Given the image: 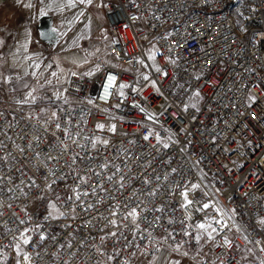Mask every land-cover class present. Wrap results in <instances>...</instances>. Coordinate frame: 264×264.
Instances as JSON below:
<instances>
[{
	"label": "built area",
	"instance_id": "built-area-1",
	"mask_svg": "<svg viewBox=\"0 0 264 264\" xmlns=\"http://www.w3.org/2000/svg\"><path fill=\"white\" fill-rule=\"evenodd\" d=\"M105 5L106 45L103 47L101 42H96L89 47V52L94 54L93 64L99 65L98 73L89 77L82 73L80 67L74 65L62 84L63 91L67 89L64 94L72 101L70 107L76 109L71 113L74 124L80 125V116H83L87 124L81 127L86 134L91 135L95 123H115V135L97 133L103 138L111 139L112 146L103 149L101 154L111 159L117 155L118 149H127L126 152L119 153L115 162L124 161V173H128L130 168L133 175H144L141 170L146 167V162L141 161L147 153H152L148 157L149 160L156 158L153 166L158 169L163 170L164 166L160 161L165 156L174 157L171 166L176 167L182 159L178 148L190 141L188 152L193 162L200 159L199 168L207 173L203 184L209 185V193L219 189L217 195L221 203L227 208H237L240 214L237 219L248 227L254 237L264 239V233L255 227V217L258 214L264 215V207H261L264 205V0H136L135 4L131 0H107ZM170 48L172 51H169ZM153 50L156 53V63L167 71V77L156 73L151 66L145 68L136 62L139 58L151 65L148 54ZM169 57L175 59L176 64L169 63ZM73 72L76 73L75 76L71 75ZM109 74L117 76V83L130 85L124 89V97L114 94L108 101L103 99L102 85ZM142 74H148L151 79L143 81ZM151 80L157 81L159 93L153 88ZM132 88L139 91H132ZM197 90L201 93L198 100L193 98ZM249 96L255 97V101H250ZM89 99L96 101V106L89 105ZM137 103L149 113L155 114L158 122L148 120L145 113L134 107ZM191 103H196L199 111L190 107L189 111L184 112L183 106ZM250 103L251 107L248 106ZM116 104L120 107H115ZM0 108H3L6 115L14 109L12 105L10 109L9 104L0 105ZM26 113L27 111L12 112L18 119ZM7 118L11 119V116ZM27 124L28 121L20 120L14 131L9 130V135L14 138L15 133L21 129L28 134L24 140L17 139L16 142L22 146L31 139L30 129L25 127ZM148 128L154 129L165 138L173 135L180 143L173 148L156 151L150 147V144H155L154 138L150 142L142 139ZM51 130L53 129H50V132ZM122 133L128 135L124 136ZM129 140H135L136 144H129ZM50 144L55 147H49ZM35 146L37 150H42V155H53L54 159L49 163V167L53 168L57 175L69 172L66 168L62 172L60 165L65 161L70 162V156L65 153L63 159L55 158L60 145L50 133L46 139L35 141ZM9 147L18 159H25L16 151L14 145L10 144ZM0 155H3V151H0ZM132 156H135V160H131ZM32 157L33 152L28 150L27 158ZM224 165H227V168ZM24 171L34 176L43 186L42 176L48 174L43 167L37 172L31 164H26ZM151 171L149 168V174ZM76 172L87 174L81 164L76 166ZM76 172L66 175L65 180H57L53 192L47 193V198L52 200H55L54 193L62 198L59 206L65 212H70L71 203L64 202V198L71 194L67 186L73 184ZM12 174L19 176L18 173ZM195 175L199 177V172ZM15 182L19 183V179ZM92 183L95 186V178ZM133 184L138 186L139 181H133ZM37 191L33 190L27 199L17 192L19 198L8 201L5 190V194L0 196V211L4 212V215L0 216V232H3L2 225L5 222L9 227L19 226L14 218L9 220V217L12 212H16L24 218L20 208L27 207L34 217L32 223L35 224L39 220L45 225L43 231L49 236L55 235L59 243L71 239L76 245L82 237H87L88 243H92L90 237H98L101 234L98 229L102 222L94 221L96 227L82 223L95 215V212L85 215L81 211L83 205L77 208L79 219L75 221L45 220L47 200L34 199ZM194 195L201 201L209 199L202 193ZM89 199L94 202L95 197ZM177 199L175 198L166 210L167 215L183 219V213L178 210L176 204ZM8 203H12V209L6 207ZM104 207L101 205L99 211L103 212ZM202 216V213H194V219ZM161 222L169 229L175 227L178 230L180 227L179 224L168 225L166 219ZM65 224H72V228L66 229ZM160 234L159 229L154 232L155 236ZM30 235L34 241L38 240V233ZM10 239L11 235H6L0 239V244L7 245ZM95 242L98 244L99 240ZM236 243L241 249L245 247L243 240L237 239ZM52 245L51 240H46L44 248L47 252L40 249L45 256L43 264H60L53 261L49 255L56 250ZM24 247L31 252L35 245ZM105 247L111 253L113 242L108 241ZM115 247L119 249L120 244ZM184 250H189L188 257L180 253L173 254L195 263L192 257L196 249L186 244ZM4 251L6 256L14 253L11 247L5 248ZM128 251L130 250L123 252L121 260L127 257ZM220 251L215 246L210 247V242L204 244L201 259L206 261V264H211V260L215 259ZM255 251L257 255L249 257L246 264H259V259L264 258V253H259L258 248ZM67 252V249L61 252L62 260L69 259ZM85 254H90V251L84 249L81 257ZM240 255L239 251L230 250L229 256L236 258L232 264H236ZM81 257H78L74 264H82ZM136 257L149 259L147 255L138 254ZM4 259L0 257V261L3 262ZM240 264L245 262L241 261Z\"/></svg>",
	"mask_w": 264,
	"mask_h": 264
},
{
	"label": "snow or ice",
	"instance_id": "snow-or-ice-1",
	"mask_svg": "<svg viewBox=\"0 0 264 264\" xmlns=\"http://www.w3.org/2000/svg\"><path fill=\"white\" fill-rule=\"evenodd\" d=\"M16 2L28 9L34 7L31 0H28L27 3H24V0H16ZM131 2L135 4L136 0H131ZM39 3L45 5V0H39ZM93 3L94 0H50L45 8L38 9V15H46L45 9L51 8L53 5L57 11L63 12L65 8L71 9L78 5H92ZM81 16H84L83 11H80L67 23H75ZM133 19H137V17H133ZM30 36V30L25 27V42L20 45V49L25 53L28 51ZM0 46H3V41H0ZM20 49L17 53L12 54L11 61L0 54V93H7L6 98L4 95H0V105L8 103L10 109L11 104L16 106L7 115L3 108H0V121H2L0 123V151H3V155H0V196H3L6 190L8 201L18 199L17 192L27 199L33 190H38L34 199L47 200V215L44 219L49 221L61 219L75 221L79 219L77 208L83 205L81 211L85 215L92 212H95V215L82 223L96 227L94 221L102 222L98 229L101 234L98 237L91 236L92 243H88L87 237H82L76 245L71 239L66 240L65 243H59L55 235L49 236L43 231L45 225L39 220L35 224L32 223L34 217L27 207H21L20 211L24 213V218H21L16 212H12L9 220L14 218L17 225L23 227H9L7 222L2 225L3 232H0V239L9 234L11 239L7 245L0 244V257L6 258L4 249L11 247L17 257L16 264H37V262L43 264L45 256L40 249L47 252V249L44 248L46 240L53 242L52 246L56 250L49 255L53 261L60 262V264H74L75 260L81 257L84 249H88L90 254L81 257L82 264H113V262L115 264H132L133 258L138 254L147 255L148 264H181L179 259H171L170 254L180 253L182 256L188 257L189 250H184L186 244L196 249L195 255L192 257L195 264H206V261L201 259L203 256L202 247L209 242L210 247L215 246L221 250L215 259L211 260V264H232L236 258L229 256L230 250L241 253L236 264H240L241 261L246 264L249 257L257 255L256 248L259 249V253H264V239L254 237L248 231V227L237 219L240 215L237 208H227L218 198L217 194L220 190L215 189L214 193H209L207 190L209 185L203 184L207 178V173L199 168L200 159L195 162L191 160L188 152L190 141L178 148L182 159L176 167L171 166L175 158L165 156L160 161L164 166L163 170L158 169L153 166V161L156 158L153 157L149 160L148 157L152 153H147L141 161V163L146 162V167L141 170L144 172L143 176L133 175L130 168L128 173H124L122 164L125 162L116 163L115 161L119 158V153L126 152L127 149H118L117 155L109 159L107 155H102L101 152L103 149L112 146L111 139L103 138L97 134L106 132L115 135L117 125L115 123L97 122L94 125L93 133L91 135L86 134L81 125H86L87 120L80 116V125L74 124L71 113L75 112L76 109L70 107L72 101L64 94L67 89L62 92L57 88V85L61 84L60 75L56 71L50 73L56 80V84H53V80L48 79L44 75V71H41L40 58L29 55L21 57L19 55ZM169 51L172 49L170 48ZM148 60L152 61L151 65L139 58L136 59V62L145 68L151 66L156 73L167 77V71L156 63L155 50L148 54ZM168 62L176 64V60L171 57L168 58ZM51 67V64L44 65L45 69ZM29 69L33 70L30 72ZM97 70H99V65H97ZM60 71L62 74L64 70L61 69ZM91 74L86 73L85 75ZM71 75L75 76L76 73L73 72ZM29 76L36 81V86L25 80ZM142 79L147 82L151 77L148 74H142ZM151 83L159 93L157 81L151 80ZM5 85L9 87L5 89ZM46 87L52 89L51 95H40L39 93ZM129 87L130 85L127 83H117V76L109 74L102 85L103 99L108 101L114 94L124 97V89ZM20 88L27 90L22 96L16 95ZM132 91L138 92L139 90L132 88ZM193 98L198 100L201 98V93L198 90L195 91ZM248 99L255 101L253 96H249ZM87 103L96 106V101L91 99ZM41 104L44 106H40ZM66 105L69 107L65 108ZM25 106H27L28 111L19 119L12 114L13 111L24 112ZM248 106L251 107V103ZM115 107L118 108L120 105L116 104ZM134 107L145 113L148 120L153 121V123L158 122L156 115L149 113L140 104H134ZM190 107L199 111L196 103L184 105L183 111H189ZM100 110L107 111L106 109ZM9 115L11 119L7 118ZM110 119H115V117H110ZM20 120L28 121L25 127H28L31 132V139L23 146L16 142L17 139H26L28 134L23 129L15 133V138L13 135H9V130L14 131L20 124ZM50 129L53 130L50 132ZM181 130L183 131V129ZM41 133L45 135L42 136ZM49 133L60 145V150L56 152L55 158L63 159L65 153L70 156V162L65 161L64 164L60 165L62 172L65 168L69 170L67 174L57 175L56 171L49 167V163L54 159L53 155L51 153L42 155V150H37L35 146V141L42 138L46 139ZM122 135L127 136L128 134L122 133ZM152 138L155 139V144H150V147L156 151L167 150L180 143L178 139L173 138V135L165 138L154 129L148 128L142 139L145 142H150ZM10 144L14 145L16 151L25 159H18L9 147ZM129 144H136V141L129 140ZM49 147H55V145L50 144ZM28 150L33 152V157L30 159L27 158ZM131 160H135V156H132ZM33 161H39V163ZM93 161L99 162L93 163ZM26 164H31L37 172L40 171L41 167L45 169L48 174L42 176L43 186L37 182L34 176L28 175L24 171ZM78 164L85 167L86 175L76 172ZM224 167L227 168V165ZM149 168L152 169L151 174L148 172ZM5 169L7 171H4ZM72 172H76L74 182L67 186L71 194L64 198L65 203L71 202L69 203L70 212H65L59 206L62 198L54 193L55 200H52L47 198V193L53 192L57 180H65L66 175H70ZM196 172H199V177H196ZM12 173H18L19 176L17 177ZM190 173L191 175H189ZM25 177L27 178L25 179ZM93 178H95V186L92 183ZM17 179H19V183L15 182ZM133 181H139V185H134ZM198 193H202L209 199L203 201L197 199L194 194ZM90 197H95L94 202L89 199ZM175 198H178L176 204H178V210L183 213V219H176L167 215L166 210L172 205ZM101 205L105 206L103 212L99 211ZM6 207L12 209L13 205L8 203ZM195 212L202 213V218L194 219ZM3 215L4 212L0 211V216ZM163 219L167 220L168 225L179 224V229L164 227L161 222ZM255 227L260 228L261 233H264V215L258 214L255 217ZM65 228L71 229L72 224H65ZM157 229L161 230L159 236L154 235ZM30 233H38V240L34 241ZM69 235H74V233H69ZM180 237L187 239H180ZM97 239L99 240L98 244L95 242ZM237 239L245 242L243 249L236 243ZM108 241L113 242L111 253L105 247ZM116 244H120L119 249L115 247ZM32 245H35L33 251L25 250L24 246ZM64 249L68 250V260H62L61 252ZM125 250L130 251H128L127 257L121 260L120 257ZM0 264L3 262L0 261ZM259 264H264V258L259 259Z\"/></svg>",
	"mask_w": 264,
	"mask_h": 264
},
{
	"label": "crops",
	"instance_id": "crops-1",
	"mask_svg": "<svg viewBox=\"0 0 264 264\" xmlns=\"http://www.w3.org/2000/svg\"><path fill=\"white\" fill-rule=\"evenodd\" d=\"M106 1L94 0L92 5L65 8L63 12L57 11L53 5L45 9L46 15L41 16L38 15V9L45 8L50 0H45V5L40 4L39 0H31L34 4L32 9L17 4L16 0H0V41H3L0 54L11 61L12 54L17 53L20 45L25 42L24 29L27 27L31 32L28 51L25 53L20 49L19 55L21 57L29 55L31 49L38 46L46 56L45 62L48 61L54 67L57 66L56 71L60 75L62 85L74 65L83 70L89 66L88 63H93L94 54L89 52L90 45L102 41L101 45L105 47L107 31L104 5ZM27 2L28 0H24V3ZM80 11L84 12V16L75 23H67ZM50 69L52 68L46 70ZM61 69L64 70L62 74ZM170 258L179 259L181 264H195L189 259L175 255H170ZM3 264L8 262L3 260ZM132 264H148V259L135 257Z\"/></svg>",
	"mask_w": 264,
	"mask_h": 264
},
{
	"label": "rangeland",
	"instance_id": "rangeland-1",
	"mask_svg": "<svg viewBox=\"0 0 264 264\" xmlns=\"http://www.w3.org/2000/svg\"><path fill=\"white\" fill-rule=\"evenodd\" d=\"M106 31H107V26H106ZM100 44H102V41H101ZM103 47H104V46H103ZM100 51H101V49H100ZM29 56L39 57V58H40V62H41V71H44V75L47 76L48 79H52V80H53V84H56V80H55V78H53V77L50 75V73H51L52 71H56V70H57V66L54 67L53 64L51 63V65H52L51 68H52V69H50V70H46V69L44 68V65H45V64H49L50 62H48V61L45 62V60H46V59H45L46 56H45L44 53H42V52L40 51V49H39L38 46H37V47H33V49H31V52L29 53ZM49 61H50V60H49ZM32 70H33V69H29L30 72H31ZM56 72H57V71H56ZM82 73H83L84 75H85L86 73H92L91 75H87V76H89V77H92V76L96 75V74L98 73L97 65L91 63L87 68H85V69L82 70ZM25 80H26L28 83H30L31 85L36 86V81H35L33 78H31L30 76H29V77H26ZM4 87H5V89H6V88L9 87V86L5 85ZM57 88H59V90L61 89L60 91L63 92V87H62L61 84L57 85ZM26 91H27L26 89L20 88L19 91L16 93V95H18V96H22V95L24 94V92H26ZM51 92H52V89L46 87V88H45L44 90H42L39 94H40V95H44V94L51 95ZM0 95H4L5 98L7 97V93H6V92L0 93ZM6 104H8V103H6ZM11 105H12L13 108L15 109L16 106H15L14 104H11ZM40 106H44V105L41 104ZM24 111H28L27 106H25ZM170 255L178 256V255L173 254V253H171ZM178 257H180V256H178ZM180 258H182V257H180ZM16 259H17V257H16L15 252H14L13 254L7 255L6 258L4 259V261H5V262H8V264H16Z\"/></svg>",
	"mask_w": 264,
	"mask_h": 264
}]
</instances>
